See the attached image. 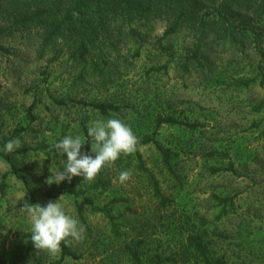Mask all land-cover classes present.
I'll return each instance as SVG.
<instances>
[{
  "label": "rangeland",
  "instance_id": "374dc122",
  "mask_svg": "<svg viewBox=\"0 0 264 264\" xmlns=\"http://www.w3.org/2000/svg\"><path fill=\"white\" fill-rule=\"evenodd\" d=\"M229 18L247 29L245 44L208 40L198 59L192 57L189 30L163 38L160 19L133 24V33L128 26L114 31L86 62L72 60L65 48H42L36 30L1 39L8 49L0 51L4 264H134L135 249L144 264H155L156 255L184 248L190 235L199 236L221 264H264V17L234 10ZM90 102L118 110L102 114ZM160 114L198 125L163 124L156 130L155 138L173 153L170 168L152 143L138 147L163 204L135 152L102 167L91 181L46 183L66 158L53 148L63 136L86 137L84 127L93 120L118 118L139 141L153 134ZM13 138L21 147L5 151ZM82 151H89L86 144ZM229 162L236 173L211 171ZM124 170L131 175L121 183ZM56 199L85 228L83 240H66L74 256L63 259L60 248L46 253L28 247L25 202ZM166 264L201 263L192 254L187 263Z\"/></svg>",
  "mask_w": 264,
  "mask_h": 264
},
{
  "label": "trees",
  "instance_id": "16d2710c",
  "mask_svg": "<svg viewBox=\"0 0 264 264\" xmlns=\"http://www.w3.org/2000/svg\"><path fill=\"white\" fill-rule=\"evenodd\" d=\"M234 10L262 18L264 0H0V41L3 37H10L19 31L36 30L40 35L42 48L52 47L56 52L65 48L72 60L86 62L93 48L104 39L111 40L114 31L121 33L123 27L128 26L133 28L131 29L133 33V24L160 19L164 21L165 26L163 38L181 30H189L195 39L192 57L198 59L197 53L208 40L229 41L241 46L245 44L247 29L229 18V13ZM0 51L8 52V49L0 43ZM186 66L184 64L185 70ZM240 84L246 86L248 81ZM88 105L98 109L102 114L118 110V107L111 103L90 102ZM34 107L35 102L28 108L31 118H33L31 110ZM163 124H180L191 128L198 126L194 122L180 121L172 115L160 114L155 118L153 134L137 143L135 154L139 167L147 172L153 194L159 197L161 204L164 202V196L160 192L157 180L145 167L138 147L152 143L160 153L165 167L170 168L173 153L155 138L156 130ZM84 132L86 135L85 127ZM86 147L89 148L87 143ZM41 148L47 152V147ZM220 170L236 173L231 162L226 167L211 169L212 172ZM4 186L2 180L0 183L2 191ZM68 190L74 191L71 187ZM31 245L29 240L28 247ZM192 254H195L201 264L222 263L221 259L209 254L207 244L199 236L190 235L184 248L166 256L156 255L155 264L187 263ZM131 255L134 264H144L136 249L131 251ZM60 256L61 259L65 256H74L66 241L61 242ZM0 264H4L1 258Z\"/></svg>",
  "mask_w": 264,
  "mask_h": 264
},
{
  "label": "clouds",
  "instance_id": "9594fccd",
  "mask_svg": "<svg viewBox=\"0 0 264 264\" xmlns=\"http://www.w3.org/2000/svg\"><path fill=\"white\" fill-rule=\"evenodd\" d=\"M89 151H82L85 144ZM138 138L131 127L118 118L96 119L87 128L86 137L79 134L65 135L53 144L55 154L61 158L62 167L47 177L46 183L60 184L82 177L91 181L102 167L115 162L122 154L136 151ZM21 147L19 138L5 142V151L12 152ZM42 162V161H41ZM131 175L124 170L119 173L123 183ZM29 220V240L37 251L52 253L60 248L61 242L68 238L80 241L85 228L79 220L69 215L58 200L45 204L25 202Z\"/></svg>",
  "mask_w": 264,
  "mask_h": 264
}]
</instances>
